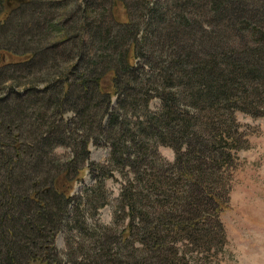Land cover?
<instances>
[{
    "label": "trees",
    "instance_id": "obj_1",
    "mask_svg": "<svg viewBox=\"0 0 264 264\" xmlns=\"http://www.w3.org/2000/svg\"><path fill=\"white\" fill-rule=\"evenodd\" d=\"M0 51V264H188L225 246L237 114L264 117V0H0ZM102 141L107 162L90 161ZM115 172L113 226L92 225ZM62 229L83 240L63 256Z\"/></svg>",
    "mask_w": 264,
    "mask_h": 264
},
{
    "label": "rangeland",
    "instance_id": "obj_2",
    "mask_svg": "<svg viewBox=\"0 0 264 264\" xmlns=\"http://www.w3.org/2000/svg\"><path fill=\"white\" fill-rule=\"evenodd\" d=\"M151 30L158 31L154 26L151 27ZM25 74L21 73V75ZM3 99L5 97L1 96L0 101ZM159 105V101L155 99L151 103V109L154 110ZM75 117L76 114L66 112L65 118L68 120L75 121ZM237 120L244 127L249 146L239 153L241 166L234 174L230 192V207L222 215L227 243L223 247L212 249L211 254L207 256L197 250L191 252L188 254V264H264V117L252 118L239 113ZM70 123L69 127L74 129ZM81 133L83 132H79V134ZM109 150V146L104 141L96 144L91 143L89 145L90 161L105 164L109 158ZM158 151L165 161L173 162L175 157L173 150L161 146ZM54 155L65 159L70 155V149L58 147L55 149ZM119 175L120 173L115 172L116 177L104 181L109 192V202L98 211L95 217L86 214L87 222L92 225H111L120 194ZM91 183H93V178L90 175H85L84 179L76 184L73 194L80 196L85 185ZM71 211L73 212L74 209L71 208ZM118 224L122 226V222ZM68 240L73 242V248L83 242L79 231L62 229L55 238V249L61 255L69 251ZM215 253L217 257L214 255ZM78 258L79 261H83L82 255H79Z\"/></svg>",
    "mask_w": 264,
    "mask_h": 264
}]
</instances>
